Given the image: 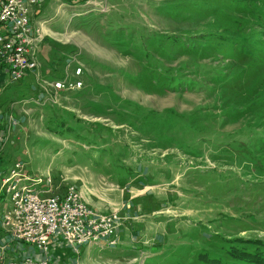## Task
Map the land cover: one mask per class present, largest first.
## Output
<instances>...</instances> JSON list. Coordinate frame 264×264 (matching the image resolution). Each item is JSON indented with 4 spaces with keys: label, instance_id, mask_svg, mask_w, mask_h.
Listing matches in <instances>:
<instances>
[{
    "label": "rangeland",
    "instance_id": "1",
    "mask_svg": "<svg viewBox=\"0 0 264 264\" xmlns=\"http://www.w3.org/2000/svg\"><path fill=\"white\" fill-rule=\"evenodd\" d=\"M35 23L41 71L69 80L74 56L84 87L0 77V169L120 215L78 260L264 264V0H46Z\"/></svg>",
    "mask_w": 264,
    "mask_h": 264
},
{
    "label": "built area",
    "instance_id": "2",
    "mask_svg": "<svg viewBox=\"0 0 264 264\" xmlns=\"http://www.w3.org/2000/svg\"><path fill=\"white\" fill-rule=\"evenodd\" d=\"M43 3L44 0H0V69L7 71L11 80H18L28 72L33 73L39 92L42 93L41 99L46 97L56 102L58 94L84 87L81 79L83 71L81 65H77L76 57L72 56L65 59L69 66L75 63L76 73L70 75L69 80L50 81V78L41 73L38 49L43 36L36 35L31 14ZM17 123L18 119L13 116L11 109L0 110L1 145ZM24 166L21 163L17 168H25ZM25 174L24 178L15 179L12 173L14 196L10 206L2 210L0 227L14 241L35 247L42 253V257H16L10 255L6 243H0V264H48L51 237H57L70 245L75 256L79 254V246L90 241L107 240L111 244H117L119 214L103 213L86 203H80L72 185H68L60 194L50 193V179H41L42 182L47 181L45 189L27 187L28 179L37 178L26 170ZM1 182H4L2 168ZM75 264H78V260Z\"/></svg>",
    "mask_w": 264,
    "mask_h": 264
},
{
    "label": "crops",
    "instance_id": "3",
    "mask_svg": "<svg viewBox=\"0 0 264 264\" xmlns=\"http://www.w3.org/2000/svg\"><path fill=\"white\" fill-rule=\"evenodd\" d=\"M45 4H46V1L36 11H34V13L31 14L32 15L31 16V22H32L33 26H35L37 28L36 29V35H38V36H40V35L43 36V32H42L41 25L40 24L38 25L37 23H35V20H36V18H38L39 14L44 11ZM35 16H37V17H35ZM39 31H40V35H39ZM46 36H49V35L43 36L42 41L47 40ZM28 73H30V72H28ZM41 73H43L45 76H48L43 71H41ZM30 74H33V73H30ZM7 75H9L7 73V71H3L0 69V77H6ZM41 97H42V93L39 92L37 98L40 100ZM13 100H15V99H13ZM12 105H13V101L11 102L10 106H3V109H7V108L12 109ZM3 168H2V170H4ZM46 188H47V186H46ZM10 204H11V201H8V197L2 196V198H0V216H1L2 210L5 208H8L10 206ZM0 243H6L7 247L9 248L8 250H9L10 255H13L16 257L23 256V255H29V256L31 255V256H34L35 258H41L42 257V253L39 250H37L35 247L27 246L20 241H18V242L14 241L12 239V237L8 233H6V231L1 229V227H0ZM93 243L96 244L95 242H90V243H87L86 245H83V247L81 249V253L78 256L77 255L75 256L74 253L72 252L70 245H68L67 243H65L64 241L60 240L57 237H51L49 240V244L51 246V253H50L51 262H50V264H75L76 261L78 260L79 256L81 257V259L86 258V256H91L90 255L91 250H89V247ZM124 246H128V245H124ZM132 247H134V245H132ZM120 249H122V248H120ZM82 260L81 261L78 260V263L80 262L82 264L83 263Z\"/></svg>",
    "mask_w": 264,
    "mask_h": 264
},
{
    "label": "bare ground",
    "instance_id": "4",
    "mask_svg": "<svg viewBox=\"0 0 264 264\" xmlns=\"http://www.w3.org/2000/svg\"><path fill=\"white\" fill-rule=\"evenodd\" d=\"M46 0H44L45 2ZM37 29V28H35ZM67 80L66 78L65 79H60L58 81H65ZM22 162L19 161L18 163H15L12 168L9 170V173L7 176L4 177V182H1L0 183V194H2L3 192L7 193L8 195L11 196V199L12 197L14 196V189L12 188V185H13V175L12 173H14L15 175V179L16 178H24L26 176L25 174V168H17L19 164H21ZM17 168V169H16ZM37 179L35 178H30L27 180V187H30V186H33V188H40V189H45L46 186H47V182H42V178L40 177H36ZM75 187H73L74 189ZM76 189V188H75ZM7 190V191H6ZM77 191V190H76ZM77 195H78V201L80 203H85L80 195V193L77 192ZM1 197V195H0ZM90 242H95V243H99L100 241H90ZM106 244L112 246V245H116V244H111L109 241L105 240ZM83 246H79V254L81 252V248ZM78 254V255H79Z\"/></svg>",
    "mask_w": 264,
    "mask_h": 264
},
{
    "label": "trees",
    "instance_id": "5",
    "mask_svg": "<svg viewBox=\"0 0 264 264\" xmlns=\"http://www.w3.org/2000/svg\"><path fill=\"white\" fill-rule=\"evenodd\" d=\"M45 41H46V40H45ZM66 59H69V58H66ZM62 61H64V60H62ZM216 259H217L216 257H215V258H211V259H210V261H211V264H214V263H215V261H216Z\"/></svg>",
    "mask_w": 264,
    "mask_h": 264
}]
</instances>
